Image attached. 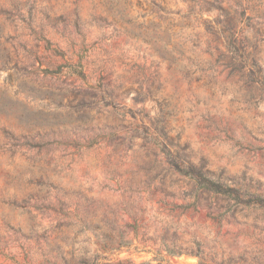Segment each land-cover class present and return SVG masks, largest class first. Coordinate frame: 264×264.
Masks as SVG:
<instances>
[{"label": "rangeland", "instance_id": "rangeland-1", "mask_svg": "<svg viewBox=\"0 0 264 264\" xmlns=\"http://www.w3.org/2000/svg\"><path fill=\"white\" fill-rule=\"evenodd\" d=\"M113 1L128 22L0 0V264L264 262L261 212L197 190L152 137L163 122L186 163L264 198V91L225 68L230 28L264 70V0Z\"/></svg>", "mask_w": 264, "mask_h": 264}, {"label": "trees", "instance_id": "trees-1", "mask_svg": "<svg viewBox=\"0 0 264 264\" xmlns=\"http://www.w3.org/2000/svg\"><path fill=\"white\" fill-rule=\"evenodd\" d=\"M102 5L106 7L109 12L111 11L121 24L128 22L125 20V9L119 10L115 8L113 0H102ZM246 20H251V17H247ZM126 33L133 37L139 36L138 33L129 30H126ZM146 40L163 44L164 38L159 36H156L155 38L146 37ZM226 42L227 46H229V54L231 55L230 61L225 64V68L229 70V74L238 75L241 80L246 79L250 88L256 87L255 85H257L260 90L264 91V70L255 60L254 53L248 51V46L256 45L249 44L246 37L242 36L240 33L237 34L232 32L230 28L228 30V36H226ZM46 50L51 52L52 56L64 57V53L56 46L53 48L47 46ZM63 68L68 69L69 75L76 76L80 79L84 78L83 66L81 63L59 65L55 69H39V72L43 74V76H55L61 74ZM143 117L147 118L146 114H143ZM152 126L154 130V135H152V137L156 141L157 148L163 154L169 170L191 181L197 190L216 197L224 198L229 202H232L233 208L235 209L240 208L259 211L261 212V217L264 219V198L255 193H251L249 191L251 187L250 185L244 186L242 183L237 184L234 180H223L220 176L213 179L201 168L186 163L181 157L179 151L174 150L177 146L168 138L164 123L157 121L155 124H152ZM226 181H230V183L233 184H227ZM219 217L222 218L223 215L221 214ZM46 253H44V251L41 253L45 263L54 264L45 258ZM98 258L99 256L95 255L92 260L81 259L79 264H98ZM256 264H264V262L260 261Z\"/></svg>", "mask_w": 264, "mask_h": 264}]
</instances>
